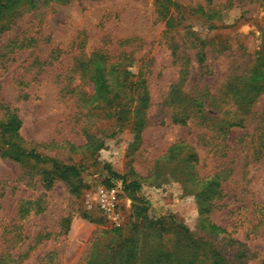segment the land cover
I'll return each mask as SVG.
<instances>
[{
	"label": "rangeland",
	"instance_id": "1",
	"mask_svg": "<svg viewBox=\"0 0 264 264\" xmlns=\"http://www.w3.org/2000/svg\"><path fill=\"white\" fill-rule=\"evenodd\" d=\"M256 88L264 0L0 6V122L15 113L23 149L42 156H0V264H122L127 237L135 264H166L164 252L182 256L195 242L206 258L217 250L232 264H264ZM177 144L189 150L162 158ZM53 162L78 176L53 175ZM134 179L140 189L126 188ZM209 183L206 197L200 186ZM100 186L119 189L120 227L93 205ZM197 202L227 237L200 229ZM160 218L186 231H158Z\"/></svg>",
	"mask_w": 264,
	"mask_h": 264
},
{
	"label": "trees",
	"instance_id": "2",
	"mask_svg": "<svg viewBox=\"0 0 264 264\" xmlns=\"http://www.w3.org/2000/svg\"><path fill=\"white\" fill-rule=\"evenodd\" d=\"M0 0V6H6L10 0ZM3 3V4H2ZM257 91L264 92V88L259 90V88H256ZM120 113V112H119ZM179 119L176 117L172 118V121H178ZM20 120L18 119L17 115L15 113L8 114L5 120L0 122V140L3 144V147H0V156L2 157H8L10 159L20 161L22 156H32L33 158L41 159V155L38 154L35 150H24L20 141L21 138L18 135L17 131L19 129ZM10 135L14 136L15 140H10ZM187 146H183L182 144L172 145L169 147V149L166 152V155L162 158H165L168 162L175 161L178 156L180 155L181 151L187 150ZM189 150V149H188ZM187 161V160H185ZM53 175H56V173H60V175H63V173H66L67 175H72L73 177H77L79 174V169L75 166H61L59 167L55 162H53ZM46 174H50V172H45ZM45 187H50L53 183V177H46L44 178ZM212 183L201 185L200 193L202 195H205L207 197L208 191L212 188ZM123 185V184H122ZM125 185V183H124ZM126 188H129L130 190H138L140 189V183L134 179L130 180L127 185H125ZM75 191L76 188H73ZM199 193V194H200ZM197 194V197L198 195ZM198 203V202H197ZM199 206V218H198V225L200 229L208 232L210 235L216 236V237H227V233L224 229L220 228L216 224L210 222L206 217H202V212L205 211L208 208V204H205L202 206L200 203H198ZM210 206V203H209ZM148 223H145V222ZM157 223V230L158 231H165V228L172 227L174 230L179 231H186L184 226L180 225H174L172 222L168 223L167 226L163 224L164 218H160L159 220H154ZM141 226L143 227H149V225H152V221L147 220V218H142L140 220ZM178 231V232H179ZM132 238L127 237L122 242H125L122 247L119 246L118 250H122L124 246L126 245L129 249L127 250V254L122 255V264H135L133 261L134 256H136V252L133 249L131 245ZM231 244H238L235 241L229 240ZM187 253L183 254L182 256H172L169 252H164L163 257L166 258L167 263L166 264H232L228 262L226 257L217 250L212 251V256L210 258H206L200 253L203 252V248L197 245V242L195 243H188L186 244ZM200 252V253H199ZM206 259L208 261H206Z\"/></svg>",
	"mask_w": 264,
	"mask_h": 264
},
{
	"label": "built area",
	"instance_id": "3",
	"mask_svg": "<svg viewBox=\"0 0 264 264\" xmlns=\"http://www.w3.org/2000/svg\"><path fill=\"white\" fill-rule=\"evenodd\" d=\"M119 189L116 186H100L94 195L93 205L101 216L115 227L122 225L118 213ZM89 207H92L90 204Z\"/></svg>",
	"mask_w": 264,
	"mask_h": 264
}]
</instances>
